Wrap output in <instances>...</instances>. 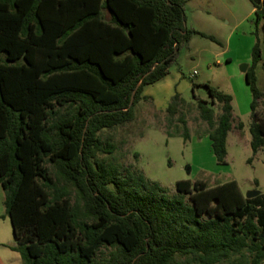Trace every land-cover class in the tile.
<instances>
[{
  "label": "trees",
  "instance_id": "trees-1",
  "mask_svg": "<svg viewBox=\"0 0 264 264\" xmlns=\"http://www.w3.org/2000/svg\"><path fill=\"white\" fill-rule=\"evenodd\" d=\"M248 1L264 44V0ZM184 7L185 0H0V186L22 264L264 262V194L246 199L233 180H180L169 195L100 157L115 150L103 132L135 121L144 89L169 74L193 36L216 42L186 27ZM263 54L257 39L244 74L253 156L264 150L256 77ZM204 87L220 113L199 99V118L217 165L226 166L233 99Z\"/></svg>",
  "mask_w": 264,
  "mask_h": 264
},
{
  "label": "rangeland",
  "instance_id": "rangeland-1",
  "mask_svg": "<svg viewBox=\"0 0 264 264\" xmlns=\"http://www.w3.org/2000/svg\"><path fill=\"white\" fill-rule=\"evenodd\" d=\"M184 9L186 27L216 42L193 36L180 50L169 74L144 89L145 98L135 107V121L103 132L104 137L112 138L115 150L111 156L100 157L143 173L149 181L167 189L169 195L176 193L175 183L180 180H200L209 187L233 180L244 196L252 190L264 194V150L253 156L250 148L252 96L241 71L244 65L247 69L250 66L257 39L264 49L261 24L256 31V16L248 0H185ZM263 64L256 68V77L264 94ZM205 84L233 99L226 166L217 165L208 138L210 129L199 118V99L208 103L216 117L220 113L218 104L211 103ZM193 85H197L194 90ZM175 95L179 97L178 113L169 123L168 107ZM3 200L0 186V264H22L19 254L11 250L15 241L10 220L4 216Z\"/></svg>",
  "mask_w": 264,
  "mask_h": 264
},
{
  "label": "water",
  "instance_id": "water-1",
  "mask_svg": "<svg viewBox=\"0 0 264 264\" xmlns=\"http://www.w3.org/2000/svg\"><path fill=\"white\" fill-rule=\"evenodd\" d=\"M247 65H244L241 69L242 73H246L247 72ZM260 195V192L258 190H252L246 193L245 198L246 199H252V198H256Z\"/></svg>",
  "mask_w": 264,
  "mask_h": 264
},
{
  "label": "crops",
  "instance_id": "crops-1",
  "mask_svg": "<svg viewBox=\"0 0 264 264\" xmlns=\"http://www.w3.org/2000/svg\"><path fill=\"white\" fill-rule=\"evenodd\" d=\"M13 246H15V244H14V245H12V247H13Z\"/></svg>",
  "mask_w": 264,
  "mask_h": 264
},
{
  "label": "built area",
  "instance_id": "built-area-1",
  "mask_svg": "<svg viewBox=\"0 0 264 264\" xmlns=\"http://www.w3.org/2000/svg\"><path fill=\"white\" fill-rule=\"evenodd\" d=\"M194 74H196V73L194 72Z\"/></svg>",
  "mask_w": 264,
  "mask_h": 264
}]
</instances>
